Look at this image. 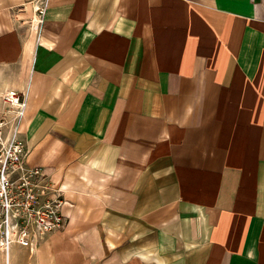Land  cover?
<instances>
[{
	"label": "crops",
	"instance_id": "1",
	"mask_svg": "<svg viewBox=\"0 0 264 264\" xmlns=\"http://www.w3.org/2000/svg\"><path fill=\"white\" fill-rule=\"evenodd\" d=\"M31 1L0 97L68 226L8 264H264V0H48L39 35Z\"/></svg>",
	"mask_w": 264,
	"mask_h": 264
},
{
	"label": "built area",
	"instance_id": "2",
	"mask_svg": "<svg viewBox=\"0 0 264 264\" xmlns=\"http://www.w3.org/2000/svg\"><path fill=\"white\" fill-rule=\"evenodd\" d=\"M32 29L39 35L48 0H32ZM27 95L9 91L0 97V243L8 253L20 239L31 251L51 234L64 231L65 192L41 167L27 164L29 147L21 124L27 113Z\"/></svg>",
	"mask_w": 264,
	"mask_h": 264
},
{
	"label": "rangeland",
	"instance_id": "3",
	"mask_svg": "<svg viewBox=\"0 0 264 264\" xmlns=\"http://www.w3.org/2000/svg\"><path fill=\"white\" fill-rule=\"evenodd\" d=\"M18 241H16L13 246H16L17 248L20 249H24V250H29L31 251V248L28 246V243L26 241H20V239H17ZM10 250L8 253H6L2 247H1V243H0V264H3V261H6V264H8L9 262V258H10Z\"/></svg>",
	"mask_w": 264,
	"mask_h": 264
}]
</instances>
